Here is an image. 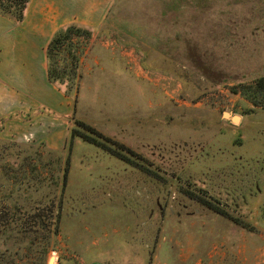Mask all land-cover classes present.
I'll use <instances>...</instances> for the list:
<instances>
[{"label":"rangeland","instance_id":"rangeland-1","mask_svg":"<svg viewBox=\"0 0 264 264\" xmlns=\"http://www.w3.org/2000/svg\"><path fill=\"white\" fill-rule=\"evenodd\" d=\"M204 1L196 7L181 3L179 11L163 15L157 0H112L101 28L88 38L72 37L70 46L66 42L53 53L56 72L63 73L59 83L75 98L74 122L131 154L74 122L70 132L103 142L138 166L77 136H70L61 152L0 140V264H47L49 257L57 264L66 236L95 241L90 254L114 251L128 225L151 230L145 252L156 264H195L194 256L177 250L181 243L197 240L196 256L204 264H219L220 249L244 245L239 232H251L252 242L259 243L264 183L262 194L252 188L246 203L236 205L225 202L218 186L231 172L229 161L255 168L252 160L229 152L264 148V89L246 90L264 80V0ZM88 49L95 57L113 55L115 71L108 65L81 74ZM119 61L127 72L118 69ZM224 113L239 121L232 123ZM113 122L125 131L108 126ZM106 130L108 135L101 132ZM89 197L106 204L89 210L83 200ZM198 197L223 211L229 226L205 216L212 212L190 200ZM197 209L204 216L164 223L170 211ZM70 212H77L74 218ZM222 251L228 258L235 255L234 264L257 259L252 253L238 260L237 249Z\"/></svg>","mask_w":264,"mask_h":264},{"label":"crops","instance_id":"crops-1","mask_svg":"<svg viewBox=\"0 0 264 264\" xmlns=\"http://www.w3.org/2000/svg\"><path fill=\"white\" fill-rule=\"evenodd\" d=\"M111 6L112 0H30L23 19L18 23L14 19L0 14V119L3 120L0 129L1 141L26 147H42L50 152L65 150L69 142L71 123L74 122L75 102L71 96L65 95L63 89L61 90L58 85L49 81L47 47L55 33L63 27L76 25L88 28L92 32L101 28ZM114 61H116L115 57L109 53L107 55L101 53L100 56L95 57L92 50L88 49L80 61L79 70L83 75H89L95 67L104 68L109 65L111 70H114ZM121 63L119 61L117 64L118 69L127 72ZM138 122L139 118L133 124L138 126ZM109 125L119 129L120 133L125 131L123 124L121 125L119 122L109 123ZM110 130L101 132L108 135L107 131ZM120 142L125 141L121 140ZM229 153L230 156L237 155L241 161L252 160L255 168L237 167L233 161H229L226 166L232 167V169L228 175L223 174L218 186L219 192L224 193L227 204L246 203L247 195L250 197L252 188L262 194L259 184L264 183V148L244 153H232V151ZM259 156H263V158L258 159ZM232 171L236 174L234 175ZM237 172H239L240 178H236ZM231 177L232 179L229 180ZM83 200L89 210L90 207L92 210L95 209L93 206L98 207L106 204L102 199L99 200L95 197ZM190 200L200 205L201 208L207 209L198 201ZM136 208L140 210L139 207ZM138 210L132 209V212ZM83 211L84 208L81 207L77 212L81 214ZM75 213L70 212L69 217L74 218L73 214ZM195 214L204 216V211L198 209L194 213H173L170 211L165 216L164 223L166 221L174 222L177 219L182 221L187 217L193 218ZM205 216L221 219L225 226H229V222L219 214L212 212V215ZM126 218L130 219L128 216ZM130 226L126 227L125 236L122 235L119 239L121 243L114 245L116 247H114V251L105 249L90 254L89 246L93 245L95 241L91 242L90 239L87 242L88 239L83 240V235L73 236V238L66 236V245L58 255L57 264H156L150 262L152 258L150 259L148 253L145 252L149 247L147 243L150 240L151 230H145L144 227L128 230ZM230 230L232 232L235 229ZM148 231L149 233H147ZM239 233L244 235V245L235 247L234 244H231L225 249H220L221 251L215 254L221 261L219 264H223L222 261L226 260L229 264H234L230 258L235 255L228 258L222 253V250L232 252L236 249L238 260L241 255L249 257L252 253L257 256L256 262L259 260L257 263H253L252 259L251 261L245 259L243 264H264V225L260 228L258 244L252 242L251 232ZM177 246H179L177 250L181 253L186 252L185 255L194 256L195 264H204L203 259L196 256L197 240L194 243H181ZM170 248L174 250V248ZM173 259H176V256ZM153 260L157 261L155 255ZM179 260L177 259L178 262Z\"/></svg>","mask_w":264,"mask_h":264},{"label":"trees","instance_id":"trees-1","mask_svg":"<svg viewBox=\"0 0 264 264\" xmlns=\"http://www.w3.org/2000/svg\"><path fill=\"white\" fill-rule=\"evenodd\" d=\"M30 0H0V14L10 17L12 19L15 20V22H20L25 14V10L27 8V5L29 3ZM158 4H160L161 8H162V14H166L168 10H170L171 8H175L173 9L174 11H179V8L181 7V3L185 4L186 2V6L187 7H196L197 5H199L202 2H205L204 0H157ZM92 30L88 29V28H84L81 26H76V25H70V26H66L63 27L61 29H59L55 35L53 36L52 40L50 41L48 47H47V51H46V56H47V62H48V79L51 83L58 85L59 88H61L62 90V85L61 83H59V81L63 78V73L58 71L56 72V63L54 62V57H53V53L56 52L58 49H60L63 45H65L66 42H68L69 46H70V41L72 40V37H80V36H84L85 38L90 37ZM72 59L74 60V66H76L77 64V58L75 56L72 55ZM55 67V69H54ZM74 74V72H73ZM264 89V80L260 79L259 81L256 82L255 86L252 87L251 89H246L249 91H261ZM63 92L65 93V95L67 96H71L69 94V91H65L63 90ZM247 93V92H245ZM72 97V96H71ZM74 102H75V98L72 97ZM3 124V120L0 119V129L2 127ZM74 124L79 125L84 127L85 129H87L89 132H91L92 134H94L96 137H98L99 139L103 140V142L112 144L113 146H117L120 150L127 152L128 154H131V151L129 149H127L126 147H124L123 145L113 141L112 139L105 137L104 135H102L101 133H99L98 131H96L94 128L80 122V121H75ZM70 136H77L78 138H80L82 141L92 144L95 147L103 150L104 152L109 153L111 156H114L115 158H118L119 160H122L124 162H126L127 164H133L135 166L136 165L134 162H132L131 160L128 159V157L123 156L122 153H120L119 151H116L115 149H111L109 148L105 143L103 142H99L96 141L95 139L86 136L84 134L81 133H71L70 132ZM140 168V167H139ZM142 170V169H141ZM66 169L64 170V182H65V177H66ZM143 172H148L146 169L142 170ZM193 200L198 201L199 203L203 204L207 209L211 210L212 212L219 214L223 217H226L227 215L221 211L219 208L215 207L210 201L198 197L195 198ZM6 210V209H4ZM227 218V217H226ZM1 221V220H0Z\"/></svg>","mask_w":264,"mask_h":264},{"label":"water","instance_id":"water-1","mask_svg":"<svg viewBox=\"0 0 264 264\" xmlns=\"http://www.w3.org/2000/svg\"><path fill=\"white\" fill-rule=\"evenodd\" d=\"M223 117L225 119L230 120L232 123H237L238 117L237 116H232L231 113H224L223 114ZM51 260H52V257H49V260L47 261V264H50L51 263Z\"/></svg>","mask_w":264,"mask_h":264},{"label":"bare ground","instance_id":"bare-ground-1","mask_svg":"<svg viewBox=\"0 0 264 264\" xmlns=\"http://www.w3.org/2000/svg\"><path fill=\"white\" fill-rule=\"evenodd\" d=\"M50 264H54V260L53 259L51 260V263Z\"/></svg>","mask_w":264,"mask_h":264}]
</instances>
